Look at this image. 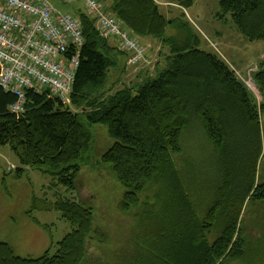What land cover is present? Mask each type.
Returning <instances> with one entry per match:
<instances>
[{
	"label": "trees",
	"instance_id": "trees-1",
	"mask_svg": "<svg viewBox=\"0 0 264 264\" xmlns=\"http://www.w3.org/2000/svg\"><path fill=\"white\" fill-rule=\"evenodd\" d=\"M165 1L187 11L197 0ZM99 2L137 42L151 38L168 52L159 54L153 76L141 73L126 84L127 54L114 39L102 37L95 19L77 7L71 14L84 42L69 103L46 89L26 90L23 113L14 114L10 108L16 97L0 88V147H8L17 158L16 178L30 169L50 177V188L61 187L71 195L56 193L55 202L41 209L57 211L72 229L52 254L48 250L38 259L19 258L9 244L0 243V264H109L89 254L98 232L94 208L78 184L93 158L92 126L106 128L113 143L99 164L123 188L118 212L132 224L116 264L243 262L251 238L238 227L241 209L248 198L264 203V180L254 184L264 105L258 111L228 64L201 49L188 27L167 19L153 0ZM218 3L219 20L229 16L247 41H264V0ZM253 78L264 97V66ZM198 134L224 163L225 176L216 197L202 202L181 167ZM232 139L251 140L255 147L236 156L230 151ZM245 175L250 181L239 200Z\"/></svg>",
	"mask_w": 264,
	"mask_h": 264
},
{
	"label": "rangeland",
	"instance_id": "rangeland-1",
	"mask_svg": "<svg viewBox=\"0 0 264 264\" xmlns=\"http://www.w3.org/2000/svg\"><path fill=\"white\" fill-rule=\"evenodd\" d=\"M49 2L61 13L71 14L77 7L82 9L81 2ZM164 3L160 6L166 13L165 17L176 21L178 25L179 22L180 25L184 24L199 39L201 49L215 53L224 60L245 85L259 111L261 105H264V97L253 77L264 66V41H247L234 27L229 16L219 20L218 0H197L187 11L174 9L165 0ZM177 24L173 31L177 29ZM162 51L163 54L168 52L165 48ZM159 54L160 52L158 57ZM156 60V56H153V64L144 69L146 74H155ZM128 68L126 65V69ZM140 70L142 69L126 70L122 81L129 84L133 77L129 73L133 71L139 75ZM91 130L94 135L93 158L78 180L84 192L82 195L94 208L95 227L98 232V239L89 244V254L102 256L109 264H116L123 254L125 239L132 224L118 212L123 188L114 179L110 169L99 164L101 156L113 143L106 128L92 126ZM260 135L261 155L257 163L255 185L264 180V108L260 112ZM248 141L249 144L241 142L240 139H232L230 151L237 156L246 147L254 148V142ZM188 148L187 160L181 163L183 175L200 202L215 198L218 190L224 187V163L217 158L212 146L200 134ZM19 166L11 150L0 147V243L9 244L19 258L38 259L48 250L52 254L56 244L72 230L57 211H44L41 208L55 202L56 193L68 198L71 195L61 187L50 188V177L30 169H26L21 178H16V168ZM246 176L240 180L241 188L236 195L239 200L245 196L244 191L250 181ZM233 178V183H236L237 178ZM241 211L238 227L246 231L245 234L251 238V245L247 247V256L243 262L230 264H264V203L248 198ZM100 241L102 244H98Z\"/></svg>",
	"mask_w": 264,
	"mask_h": 264
},
{
	"label": "built area",
	"instance_id": "built-area-1",
	"mask_svg": "<svg viewBox=\"0 0 264 264\" xmlns=\"http://www.w3.org/2000/svg\"><path fill=\"white\" fill-rule=\"evenodd\" d=\"M61 1L81 2L101 36L118 41L128 67L151 64L136 38L105 13L99 0ZM83 42L76 18L56 10L49 0H0V88L17 99L11 112L23 113L26 90L46 89L68 104ZM70 49L74 52L67 55Z\"/></svg>",
	"mask_w": 264,
	"mask_h": 264
},
{
	"label": "crops",
	"instance_id": "crops-1",
	"mask_svg": "<svg viewBox=\"0 0 264 264\" xmlns=\"http://www.w3.org/2000/svg\"><path fill=\"white\" fill-rule=\"evenodd\" d=\"M155 3H156V5L159 7V11H160V13L161 14H163L164 16H166V13L163 11V9H162V6H160L161 4H165L164 3V0H153ZM172 6L171 7H173L174 9H178L179 10V7L178 6H176V5H173V4H171ZM115 45H117L118 46V41H114V40H111ZM141 43V46L142 47H144L145 49H146V53H147V57L149 58V60H150V62H151V64H153V56H156V58H157V60H159L158 59V53L160 52H162V47H161V45L159 44V42L157 41V40H154V39H151V38H143V39H140L139 40ZM138 41V42H139ZM157 54V55H156ZM157 60H156V62H155V64L156 63H158L157 62ZM150 64V65H151ZM147 67H141V69L142 70H140L141 71V73H143V74H145V72L146 71H144V69H146ZM138 69H140V68H138ZM127 70H137V69H134V68H131V67H129ZM155 70V69H154ZM144 71V72H143ZM133 72V71H132ZM132 72H130L129 73V75H131V76H133L132 78H131V80L133 81H135V80H138V79H140V77H139V75L141 74L140 72V74L138 75V72H137V75L136 74H134V72L132 73ZM149 75H151V74H149Z\"/></svg>",
	"mask_w": 264,
	"mask_h": 264
}]
</instances>
